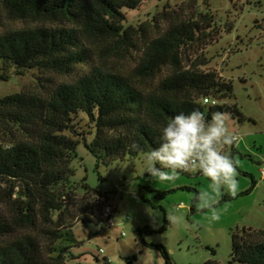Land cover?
Here are the masks:
<instances>
[{
  "label": "trees",
  "instance_id": "16d2710c",
  "mask_svg": "<svg viewBox=\"0 0 264 264\" xmlns=\"http://www.w3.org/2000/svg\"><path fill=\"white\" fill-rule=\"evenodd\" d=\"M147 1L151 0H0L7 20L29 25L0 33V65L16 76L28 70L70 75L88 62L83 39L96 41L108 51L131 48L141 53L134 69L136 80L91 68L44 98L18 93L0 99V126L9 134L16 130L22 136L0 143V264H66L73 259L69 251L80 244L71 233L76 221L100 224L95 215L106 195L83 180V197L74 198L71 165L79 145L92 155L97 167L108 166L159 147L158 128L180 112L199 109L210 119L220 111L242 121L235 105L218 104L231 99L230 82L215 72L182 66L180 51L193 41L196 24L173 22L155 38L146 33L149 23L138 30L125 27L124 10H138ZM166 66L170 74L155 90L139 88L138 78H154ZM205 98L217 104H204ZM80 113L93 125L89 142L86 134L73 130L72 117ZM133 142L143 151L130 150ZM186 190L195 193L193 203L199 200L198 192ZM94 197L100 200L94 202ZM255 234L264 237V231ZM253 236L246 229L232 233L229 264H264V239ZM144 245L158 250L165 264H173L163 247ZM203 264L218 263L209 260Z\"/></svg>",
  "mask_w": 264,
  "mask_h": 264
},
{
  "label": "rangeland",
  "instance_id": "374dc122",
  "mask_svg": "<svg viewBox=\"0 0 264 264\" xmlns=\"http://www.w3.org/2000/svg\"><path fill=\"white\" fill-rule=\"evenodd\" d=\"M124 13L125 27L138 30V26L149 23L146 33L150 38L162 35L173 22L196 24L193 41L181 48L182 66L185 70L215 72L231 83V99L218 104L235 105L242 115L239 121L228 114L229 125L238 136L230 149L239 161L238 189L234 195L226 190L216 192L209 180L196 172L181 173L171 182L141 175L143 155L97 167L92 155L79 145L71 165L75 201L83 197V180L106 199H93L102 205L95 215L101 220L98 226L76 221L71 233L80 244L69 251L73 259L66 264H106L105 260L110 264H165L160 252L144 243L163 247L173 264L209 260L229 264L232 233L246 229L254 239H264L255 234L264 231V0H151L138 10ZM26 27V23L7 20L0 9V33ZM82 43L88 62L68 76L36 70L16 76L0 65V77L8 76L7 80L0 79V99L18 93L44 98L58 85L74 82L91 68L136 80L139 51H108L92 40L83 39ZM169 74V67H162L154 78H138L136 83L149 92ZM72 126L91 141L93 125L84 114L73 115ZM18 139H22L18 131L9 134L0 126V143ZM187 188L198 192L197 202L193 203L195 193ZM158 193H163V198H158ZM223 197L227 201H221ZM107 208L111 228L102 224Z\"/></svg>",
  "mask_w": 264,
  "mask_h": 264
},
{
  "label": "clouds",
  "instance_id": "9594fccd",
  "mask_svg": "<svg viewBox=\"0 0 264 264\" xmlns=\"http://www.w3.org/2000/svg\"><path fill=\"white\" fill-rule=\"evenodd\" d=\"M159 147L143 155L141 175L161 182L174 181L181 173L196 172L210 182L216 192L233 195L238 189L239 161L230 149L238 141L227 113L217 111L208 119L199 109L171 117L158 128ZM132 151H143L139 144Z\"/></svg>",
  "mask_w": 264,
  "mask_h": 264
},
{
  "label": "built area",
  "instance_id": "2783aa9c",
  "mask_svg": "<svg viewBox=\"0 0 264 264\" xmlns=\"http://www.w3.org/2000/svg\"><path fill=\"white\" fill-rule=\"evenodd\" d=\"M202 101H203L204 104H209V105H212V106L217 104L216 101L211 100V99H207V98L203 99ZM133 197L136 199L135 196H133ZM110 215H111L110 209L107 208L104 211V213H103V222H102V224L106 225L107 228H110L112 226V220H109ZM99 254L103 255V250H99ZM105 263L106 264H110V260H105Z\"/></svg>",
  "mask_w": 264,
  "mask_h": 264
},
{
  "label": "crops",
  "instance_id": "0c3cea01",
  "mask_svg": "<svg viewBox=\"0 0 264 264\" xmlns=\"http://www.w3.org/2000/svg\"><path fill=\"white\" fill-rule=\"evenodd\" d=\"M233 148H234V145H233ZM111 227H113V223H112V226H111ZM111 227H110V228H111Z\"/></svg>",
  "mask_w": 264,
  "mask_h": 264
}]
</instances>
